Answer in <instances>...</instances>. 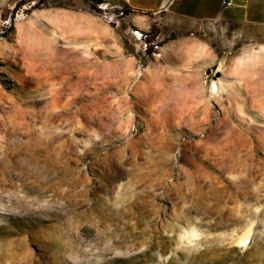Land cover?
<instances>
[{
  "label": "rangeland",
  "instance_id": "rangeland-1",
  "mask_svg": "<svg viewBox=\"0 0 264 264\" xmlns=\"http://www.w3.org/2000/svg\"><path fill=\"white\" fill-rule=\"evenodd\" d=\"M73 1L0 0V264H264L249 3L224 0L235 33L192 32L184 66L160 29L146 50L115 25L105 46L62 38L46 9Z\"/></svg>",
  "mask_w": 264,
  "mask_h": 264
},
{
  "label": "crops",
  "instance_id": "crops-1",
  "mask_svg": "<svg viewBox=\"0 0 264 264\" xmlns=\"http://www.w3.org/2000/svg\"><path fill=\"white\" fill-rule=\"evenodd\" d=\"M244 1L245 5L249 3L248 18L253 23H261L253 24L255 29L261 30L264 26V0ZM201 2L202 0H124L126 9L122 14V28L128 32L133 27L145 31L154 27L156 32L160 29L166 33H177L174 42H170L165 50L172 54L173 60L184 66L197 65L204 58L203 46L200 45L196 34L191 35L192 32L201 29L208 31L213 26L218 35L234 32L231 22L235 18L234 13H230L224 18L226 20H221V13L226 6L224 0ZM46 10H58V18L62 23L59 28L55 24L53 26L62 38L72 41L83 35L89 39L93 48L107 45L110 37L109 26L115 28L85 0H74L70 5ZM196 52H200L201 56L196 55ZM192 53L194 55L191 58ZM236 68L232 71L235 74Z\"/></svg>",
  "mask_w": 264,
  "mask_h": 264
},
{
  "label": "built area",
  "instance_id": "built-area-1",
  "mask_svg": "<svg viewBox=\"0 0 264 264\" xmlns=\"http://www.w3.org/2000/svg\"><path fill=\"white\" fill-rule=\"evenodd\" d=\"M85 1L87 2L89 0ZM87 3L89 4V2ZM93 5V10L96 13L102 15L104 18L108 19L112 25L117 26V28H122L124 26V21L122 18V14L126 9L124 3H114L110 0H97V2H95ZM130 34L133 39L144 46L145 50L148 49L153 43V41L150 40L154 34L149 31H145L138 27H133L130 29ZM155 47L159 48L158 46Z\"/></svg>",
  "mask_w": 264,
  "mask_h": 264
},
{
  "label": "trees",
  "instance_id": "trees-1",
  "mask_svg": "<svg viewBox=\"0 0 264 264\" xmlns=\"http://www.w3.org/2000/svg\"><path fill=\"white\" fill-rule=\"evenodd\" d=\"M87 2H89L91 8L94 9V5H93V4H94L95 2H97V0H89V1H87ZM149 32H151L152 34L155 35L156 30H155L154 27H153Z\"/></svg>",
  "mask_w": 264,
  "mask_h": 264
}]
</instances>
